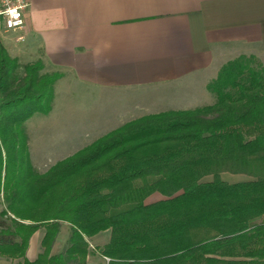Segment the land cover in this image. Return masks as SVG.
I'll return each instance as SVG.
<instances>
[{
    "label": "trees",
    "instance_id": "trees-1",
    "mask_svg": "<svg viewBox=\"0 0 264 264\" xmlns=\"http://www.w3.org/2000/svg\"><path fill=\"white\" fill-rule=\"evenodd\" d=\"M20 67L0 42V256L18 264H87L89 238L110 231L108 264H264V66L225 64L214 104L146 115L45 174L25 161L18 131L50 111L60 76ZM19 81V83H17ZM247 176L235 183L222 175ZM210 178L209 181H204ZM159 193L164 199L147 203ZM68 248L52 254L62 223ZM41 228L42 251L26 258Z\"/></svg>",
    "mask_w": 264,
    "mask_h": 264
},
{
    "label": "crops",
    "instance_id": "crops-1",
    "mask_svg": "<svg viewBox=\"0 0 264 264\" xmlns=\"http://www.w3.org/2000/svg\"><path fill=\"white\" fill-rule=\"evenodd\" d=\"M29 1L25 28L0 32V42L12 59L41 62L44 70L60 73L55 104L63 84L98 93L131 90L139 96L150 87L183 90L172 100L166 95L134 99L147 107L125 105V119L133 121L148 113L214 104L209 81L240 56H254L264 66V0ZM44 235L38 230L32 236L29 261L37 259ZM92 262L108 264L99 255H90L87 264ZM0 264L14 263L0 256Z\"/></svg>",
    "mask_w": 264,
    "mask_h": 264
},
{
    "label": "rangeland",
    "instance_id": "rangeland-1",
    "mask_svg": "<svg viewBox=\"0 0 264 264\" xmlns=\"http://www.w3.org/2000/svg\"><path fill=\"white\" fill-rule=\"evenodd\" d=\"M26 64L27 63L19 62L20 67L15 69L14 73L19 77L22 76L23 65ZM39 74L60 76L59 72L46 71L44 68ZM217 77L218 75L216 78ZM216 78L211 82L209 81L207 85L209 90ZM17 83H19V81H17ZM156 88L157 87H150L148 90L139 91L137 92L141 94L139 96L138 94L132 93L131 90L126 92L124 90H113L105 93H98L92 89L85 91L82 87L76 90L73 88L70 89V86L68 87L63 84L57 89L59 103L56 101L57 104H55L54 94L49 112L33 113L18 126L19 134L25 146L22 150L23 155L26 157L25 161L32 167L35 173L45 174L62 161L75 156L107 134L130 123L132 120L127 121L125 119V115H127V112H125V105L131 104V106L135 108L138 104L136 101L139 98L145 101V99H160L166 95L167 98L172 96L170 99L172 100L183 94V90L174 92L168 87H161L164 88L163 90H158ZM86 98H88V100H85ZM70 99H72V101H70ZM134 99H136V101ZM134 101L135 103H132ZM191 102L192 101H189V103ZM64 103L68 104V109L66 108L67 110L65 111L62 109ZM143 104L144 105L137 107H147L145 102ZM130 114L132 115L133 113L131 112ZM148 114L151 115L150 113ZM222 177L223 180L231 183L249 179L247 176L232 175L229 173H224ZM209 180L210 178L204 181ZM164 198L165 197L161 194L155 193L147 198L146 202L154 203ZM2 208H4L3 205L0 206V209ZM39 230L45 233V229L43 230V228H41ZM71 231V225L63 222L60 236H58L52 251L63 252L68 248ZM88 241V257L90 255L102 256L100 251L110 241V231L99 233L89 238ZM40 251H42L41 246ZM9 261L14 264H18L19 262L23 263L21 259H9ZM107 261L109 262L108 259ZM93 263L94 262H92V264Z\"/></svg>",
    "mask_w": 264,
    "mask_h": 264
},
{
    "label": "built area",
    "instance_id": "built-area-1",
    "mask_svg": "<svg viewBox=\"0 0 264 264\" xmlns=\"http://www.w3.org/2000/svg\"><path fill=\"white\" fill-rule=\"evenodd\" d=\"M29 0H0V32L25 28Z\"/></svg>",
    "mask_w": 264,
    "mask_h": 264
}]
</instances>
